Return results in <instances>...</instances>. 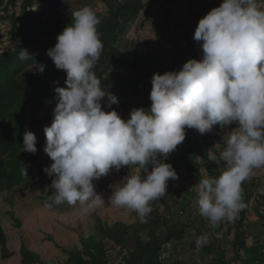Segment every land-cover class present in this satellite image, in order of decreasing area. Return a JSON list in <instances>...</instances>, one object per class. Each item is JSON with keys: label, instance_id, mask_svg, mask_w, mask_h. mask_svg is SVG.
<instances>
[{"label": "clouds", "instance_id": "1", "mask_svg": "<svg viewBox=\"0 0 264 264\" xmlns=\"http://www.w3.org/2000/svg\"><path fill=\"white\" fill-rule=\"evenodd\" d=\"M71 15L72 23L46 50L66 74L65 87L54 89L51 123L43 128V151L52 161L43 169L52 178L49 199L79 204L83 211L105 207L94 181L134 165L145 175L124 177L108 205L132 210L145 222L150 202L166 194L169 180L179 178L164 160L185 140L186 129L205 134L234 123L222 136L220 174L199 181L194 201L212 225L233 220L243 207L242 183L264 167V6L258 0H222L208 11L193 33L201 58L188 59L179 70L153 73L150 107L132 109L126 120L111 107L118 105L117 96L102 89L93 71L103 49L99 17L89 7ZM19 58L33 55L20 49ZM45 67L35 62L33 69L42 74ZM22 150L36 153L33 132L23 133ZM205 240L201 236L196 243Z\"/></svg>", "mask_w": 264, "mask_h": 264}, {"label": "trees", "instance_id": "2", "mask_svg": "<svg viewBox=\"0 0 264 264\" xmlns=\"http://www.w3.org/2000/svg\"><path fill=\"white\" fill-rule=\"evenodd\" d=\"M98 1L104 8L102 13L95 11L100 19L97 30L103 49L93 71L99 78L102 89L117 96L118 105L113 104L111 107L125 120L128 118L124 116L129 115L132 109L143 107L147 110L149 108L150 78L153 73L166 72L162 59L156 55H145L142 58V54L139 53V44L125 40L129 26L141 13L145 14V19H148L144 10L150 4L159 2L182 4L188 19L197 25L205 12L219 6L222 2L217 0L205 6L203 10L199 0ZM63 2L65 0H0V24L7 23L10 43L7 50L0 52V194L21 192V189L33 177L42 174L36 155L22 150L23 133L25 130L32 132L41 128L47 120H52V118L39 119L37 115L46 102L49 103L55 99V87H65L66 74L56 69L46 54V50L56 43V36L68 23H72V12L80 9H70L62 5ZM36 4H45L50 13L47 14L44 9L32 10ZM86 6L91 8L90 5ZM8 9L12 10L11 14H8ZM182 30L184 36H193L194 30L191 31L188 27H183ZM1 38L0 29V41ZM175 42L180 51L179 66H177L179 70L184 62L193 58L194 43H189L187 40V43L182 44L180 39H176ZM194 42L197 43L195 40ZM20 49H26L33 55V59L21 60ZM35 62L46 65L42 74L33 72ZM122 67L132 72L131 76L126 82L120 78L115 85L111 80L113 72ZM229 127L234 128L235 125ZM207 149L204 134H200L195 129L186 130L185 140L167 156V161L164 160V162L174 161L177 164L183 160L186 162L184 172L187 178L199 183L202 179L199 174L201 168L208 177H217L220 174L219 158L217 160L209 158ZM24 169L27 175H24ZM51 180L52 178L49 180L50 185ZM242 189L243 207L238 217L232 220L234 224L232 244L236 247V253L231 262L264 264V246L258 245L259 239L264 235V215L254 210L258 217V225L255 227L247 224L245 215L248 212L250 187L247 188L243 182ZM52 191L51 188L46 192L42 200L50 204L53 211H60L65 203L56 204L50 200ZM172 205L177 203L170 201L163 204L167 216L149 214L145 222H141L138 216L132 224L114 222L107 225L96 219L94 234L78 238L80 249L74 246L70 249L62 248L66 259L61 264H115L110 261L109 253L116 248L118 249L116 254L120 256L117 264H167L163 263L165 247L183 241L190 230H193L196 237H206L207 246L202 248L206 254L214 253L209 264H229V261L219 252L216 245L218 242L212 237L208 238L202 229L201 220L198 221L199 226H196L195 221L191 219L193 213L191 206L187 207L186 219L181 221L174 220L170 214ZM13 221L18 228L20 223L16 219ZM227 230L230 231V229ZM247 240L251 241L250 246ZM5 245L6 237L0 228V255L3 259H8L11 254L6 250ZM191 246L195 247V244ZM239 252L245 256L242 257ZM19 256L21 264H41L39 257L26 251L24 247H20Z\"/></svg>", "mask_w": 264, "mask_h": 264}, {"label": "rangeland", "instance_id": "3", "mask_svg": "<svg viewBox=\"0 0 264 264\" xmlns=\"http://www.w3.org/2000/svg\"><path fill=\"white\" fill-rule=\"evenodd\" d=\"M216 1L199 0L203 10L206 8L205 6L213 4ZM258 2L264 6V0H258ZM62 5L70 9L83 8L88 7L86 5H90L94 11L98 13L104 12V8L98 0H65ZM34 8L35 10L44 9L47 14L50 13V10L45 4H36L32 10ZM8 10V14H11L12 10ZM144 13L147 14L148 19H145V14L141 13L129 26L125 36L126 41L139 44V53L142 54V58L145 55H156L163 60L162 64L166 71L178 70L180 51L176 47V39H180L182 44L187 43V40L189 43H194L193 58L197 60L201 58V49L198 42H194L192 35L184 36L183 34V27H188L193 31L195 30L196 24L188 19L182 4L174 5L164 2L150 4L148 8H145ZM0 29L2 35L0 52H2L10 47L7 23H1ZM32 70L33 72H37L33 68ZM131 73L126 67L119 68L113 72L111 80L115 85L119 82L120 78L126 82L130 78ZM55 103V99L49 103L46 102L41 112L37 115V118H52V110L55 107ZM124 117L129 118V115H125ZM50 123L51 121L47 120L43 127L32 131L36 136V161L42 169V174L33 177L21 189V192L0 194V228L6 237L5 248L11 254V257L8 259H3L0 255V264H21L19 256L20 247H24L26 251L36 254L41 264H61L66 259L62 248L70 249L74 246L80 249L78 238H85L94 234L96 219H99L107 225L114 222L132 224L137 219V214L132 210L108 205V197L112 191H115L120 186L124 177L137 172L141 176L145 175V173L138 169V166L134 165L124 166L119 171L112 170L108 176L94 181L95 191L104 198L105 207L83 211L79 204L69 205L66 202L60 211H53L50 207H46L47 203L42 198L51 189L49 184L51 177H48L43 169L50 166L52 161L43 151L45 144L43 128L49 126ZM232 125L235 124L233 123ZM231 129L230 127L220 128L219 126H214L212 132L204 134L207 141L209 158L212 159L213 156L216 157V160L219 158L220 152L225 147L222 136ZM165 160L167 161V159ZM196 161L199 162V159L196 158ZM169 162L177 172L179 178L177 180H169L166 194L160 199L150 202V207L152 208L150 215L156 213L167 216L163 204L172 201L177 203V205L170 206V214L174 220L179 219L184 221L186 219L185 215L188 213L187 207L191 206L193 210L191 219L195 221V225L199 226L198 221L201 220L202 229L206 232L208 238L212 237L218 242L216 245L219 252L223 254V257L229 261V264H237L231 262L236 253V247L232 244L234 233L232 220L220 221L216 225H212L208 219L201 216L194 207L198 183L193 182L191 178H187L184 172L186 162L183 160L177 164L174 161ZM150 170L151 166H149ZM199 174L201 178L208 177L202 168L199 170ZM248 180L249 178L246 179V181ZM253 182L252 184L248 183L251 186V195L248 200V204L251 207L248 218L251 221L255 218L253 216V210H260V207L264 206L262 201L264 198L263 191L259 189L258 182ZM238 213L235 218L238 217ZM15 219L20 223L18 228L14 225L15 221L13 220ZM227 229H230V231ZM188 233L187 237L180 243L165 247L163 251V263H210L214 253L213 255L205 253L202 247L207 246L206 241L205 243L203 242L197 245L196 241L198 237H196L193 230H190ZM191 244H195V247H192ZM247 244H250V241H247ZM117 251L118 249L116 248L113 252L109 253L110 261L115 264L120 261V256L116 254ZM239 254L242 257L245 256L243 253L239 252Z\"/></svg>", "mask_w": 264, "mask_h": 264}, {"label": "crops", "instance_id": "4", "mask_svg": "<svg viewBox=\"0 0 264 264\" xmlns=\"http://www.w3.org/2000/svg\"><path fill=\"white\" fill-rule=\"evenodd\" d=\"M254 179V180H253ZM253 181H255V182H258V187H259V189L260 190H262L263 192H262V194H264V167H261V168H257V169H254L253 170V173H252V175L249 177V180L248 181H244V183H245V186L248 188V187H250L251 188V186H249V184L248 183H250V184H252V183H254ZM256 190V189H255ZM263 205H264V198H263ZM260 205H262V204H260ZM250 209H251V207L249 206V204H248V212L246 213V215H245V217H246V222H247V224H250V225H254L255 227H257V225H258V217H257V215L255 214V212H253L254 214H253V216L255 217V218H253V220L251 221V220H249V218H248V214H249V211H250ZM254 211V210H253ZM259 212V214L260 215H264V206L263 207H260V210H258ZM239 214V213H238ZM237 218V217H236ZM255 229V228H254ZM247 241H250V240H247ZM250 244H251V241H250ZM250 244H248V246H250ZM259 247H261V246H264V235H262V237L259 239Z\"/></svg>", "mask_w": 264, "mask_h": 264}]
</instances>
